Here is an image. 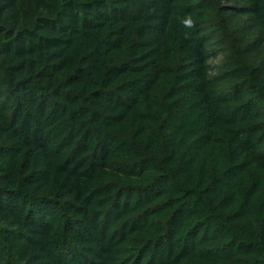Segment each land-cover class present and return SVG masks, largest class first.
<instances>
[{"label":"trees","instance_id":"1","mask_svg":"<svg viewBox=\"0 0 264 264\" xmlns=\"http://www.w3.org/2000/svg\"><path fill=\"white\" fill-rule=\"evenodd\" d=\"M0 264H264V0H0Z\"/></svg>","mask_w":264,"mask_h":264},{"label":"rangeland","instance_id":"2","mask_svg":"<svg viewBox=\"0 0 264 264\" xmlns=\"http://www.w3.org/2000/svg\"><path fill=\"white\" fill-rule=\"evenodd\" d=\"M223 55L218 53L216 56L209 61V65L212 69H215L217 65H220Z\"/></svg>","mask_w":264,"mask_h":264}]
</instances>
